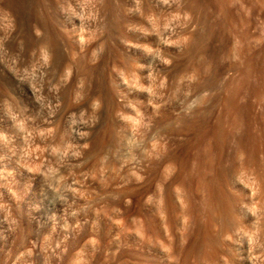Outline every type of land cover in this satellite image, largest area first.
Listing matches in <instances>:
<instances>
[{"label":"rangeland","instance_id":"374dc122","mask_svg":"<svg viewBox=\"0 0 264 264\" xmlns=\"http://www.w3.org/2000/svg\"><path fill=\"white\" fill-rule=\"evenodd\" d=\"M221 1L0 0L8 61L58 88L38 109L0 68V264H264L212 191L218 117L264 116V0Z\"/></svg>","mask_w":264,"mask_h":264},{"label":"bare ground","instance_id":"6f19581e","mask_svg":"<svg viewBox=\"0 0 264 264\" xmlns=\"http://www.w3.org/2000/svg\"><path fill=\"white\" fill-rule=\"evenodd\" d=\"M221 1V0H220ZM225 1V0H224ZM223 3V0L221 1ZM226 2L228 3V0H226ZM212 3V2H211ZM220 3V2H219ZM221 4V3H220ZM227 5V4H226ZM195 6V5H194ZM214 6V5H213ZM216 6V5H215ZM228 6V5H227ZM220 7H223V6H220ZM229 7V6H228ZM226 7V9H228L226 12L229 13V10L230 8ZM224 11V9H223ZM222 12V11H221ZM224 13V12H223ZM229 20V19H228ZM221 23V22H220ZM217 28V27H216ZM238 30V29H237ZM171 30H168L167 28L164 29V32L165 34H168L170 33ZM213 31V30H212ZM211 32V31H210ZM1 34V33H0ZM3 37V36H2ZM7 38V37H5ZM5 40V39H4ZM46 43V42H45ZM50 44V43H49ZM45 44L42 45V48ZM2 46V45H1ZM0 46V54L2 55V53L5 52L6 50V47H5V50L4 48H2ZM50 46V45H49ZM52 48V47H51ZM45 49V48H44ZM42 49V51L44 50ZM47 50V49H46ZM7 51V50H6ZM8 52V51H7ZM41 52V49L40 51ZM6 53V52H5ZM8 53H6V59L9 57V54L7 55ZM44 54V52L42 53L41 52V55ZM46 54L48 53H45V55H42L47 57ZM5 56V54H3ZM2 55V57L4 58V56ZM39 53H37V57H38ZM41 55L39 56V60H40V57ZM34 56V55H33ZM35 56V58L37 59V57ZM1 57V58H2ZM50 56L47 57V59L49 58ZM18 58V57H17ZM16 58V60H17ZM31 60V56L29 57ZM35 58H34V61H35ZM4 59V60H6ZM12 58H10L11 60ZM14 59V58H13ZM12 59V60H13ZM37 59V60H38ZM46 59V58H45ZM45 59L43 58L42 61H39V63H42L41 68L44 70L43 73H42V77H39L41 79H38L40 80V82H43V83H39L40 85L38 86L37 88V84L35 81L32 80V78L34 77H37L34 76V77H30L31 74L29 75L25 70H19L18 69V66H16V60L15 62L14 61H8V59L6 60L7 62L5 63H2L0 64V68L1 70L4 71L5 75L12 78L13 80L17 81L18 85L23 88L24 92H25V96L32 100L34 103H31V104H34L35 103L37 104V108H38V104H43V102L46 103V99H50L51 101V98H56L57 97V94H58V88H55V87H52L50 86V84H47V83H44V76L47 74H45V72H48L49 70L47 69V64ZM50 59V58H49ZM19 60V59H18ZM17 60V61H18ZM29 59H25L24 61H26ZM23 61V62H24ZM33 60L32 61H29L28 63L32 62L35 63ZM2 62L3 59H2ZM27 62V61H26ZM22 63V62H21ZM21 63H17L21 65ZM26 66H29L31 64H29ZM38 63V64H39ZM50 63V62H49ZM51 64V63H50ZM49 64V65H50ZM34 65V64H33ZM36 65V63H35ZM34 65V67H31L32 68H36ZM25 66V65H24ZM39 66V65H38ZM37 68H40L38 67ZM62 67V66H61ZM27 68V67H26ZM29 69H32L30 68V66L28 67ZM36 68V70H37ZM40 68V70H41ZM34 69L32 71H34ZM58 69V68H57ZM27 70V69H26ZM40 70H37L39 73V75L41 74V71ZM48 70V71H46ZM59 70V73H60V69ZM28 71V70H27ZM31 71V70H30ZM31 71V72H32ZM62 72V71H61ZM35 74V72L33 73ZM63 73H61V76H62ZM29 75V76H28ZM57 75V74H56ZM33 76V75H32ZM41 76V75H40ZM50 76V75H49ZM60 76V75H58ZM57 77V76H56ZM64 77V76H63ZM52 77L49 80H51ZM62 80L63 81H66L64 80V78L60 79L61 83L62 84ZM52 81V80H51ZM36 83L34 85L31 84V83ZM57 82V81H56ZM65 82H63V85L62 86H65L67 87L68 85L67 84H64ZM67 83V81H66ZM55 84H58L55 83ZM58 84V85H60ZM61 86V87H62ZM60 87V86H58ZM64 87V88H65ZM257 87V86H256ZM63 88V87H62ZM63 88V90H64ZM258 88V87H257ZM60 90V89H59ZM62 90V89H61ZM66 88H65V92L66 93ZM258 90V89H257ZM261 90H263L261 88ZM254 91V89H253ZM256 91V90H255ZM253 92L255 93V95L259 92ZM259 91V90H258ZM63 93V92H62ZM261 93V92H260ZM260 93L259 95L257 94V96L260 97ZM70 95V94H69ZM230 95V94H229ZM237 95V94H236ZM67 95H65L66 97ZM230 97V96H229ZM228 97V98H229ZM262 97V96H261ZM46 98V99H45ZM263 98V97H262ZM262 98H260L259 100H261ZM29 100V101H30ZM227 100V99H226ZM225 100V101H226ZM264 100V98L262 99ZM262 100L260 102H262ZM59 101V99H58ZM230 102H231V99H228L226 101V108H229L230 106ZM248 103L245 104L247 105L246 108H248L250 111L255 107V103L253 102H250V101H247ZM225 104V103H224ZM46 105V104H45ZM45 105H43V107H45ZM28 106V105H27ZM41 106V105H40ZM225 106V105H224ZM240 106V105H239ZM238 106V107H239ZM36 107V105H35ZM34 107V108H35ZM29 108H32V107H27L25 108L26 110L29 109ZM32 108V109H34ZM42 108V107H41ZM24 109V110H25ZM39 109V108H38ZM45 109V108H44ZM43 109V110H44ZM224 109V112L226 113L227 110ZM242 109V108H241ZM36 110V109H34ZM249 111V113H250ZM26 112V111H25ZM33 112V111H32ZM27 113V112H26ZM24 113V114H26ZM31 113V112H30ZM30 113L28 115H30ZM228 114V113H227ZM253 114V113H252ZM30 116H33L32 114ZM228 116V115H227ZM47 116H45L46 118ZM251 118H249V120L246 121V126H245V130L243 132H241V130L239 131V121L238 120H232L229 124V127L231 128H226L224 125L225 121H224V117L222 116H219L218 119H217V122L215 124V126L213 127L214 129V134L216 135L215 139L217 141V146L220 150V157L219 158V161L221 163V167L219 168V170L214 173L215 175H212L214 176V180H213V186H212V191L216 194H218L219 196H221L222 198V204L225 205V208H224V212L227 216V219L224 221V223L222 224L223 227L222 229L224 230H220L221 232L224 233V236H225V241H227V245H228V248L227 249V252L229 253H233V254H236L235 252L238 250V255H241L242 254V258L241 259H244L245 257V253L244 251L246 250V241L244 238L246 235V231H242V226L246 227L245 225H251L255 230H256V237L257 239H259V237L261 236L262 239L264 240V209L263 211H260V210H252L254 209V206L252 208V204L254 203V201L259 200L261 201V205L264 206V116L262 117L261 121H260V125L259 127L256 128V126H254V124L252 122L253 119H256L257 117L254 115L253 117L250 116ZM48 118V117H47ZM244 118V117H243ZM258 119V118H257ZM50 120V119H49ZM43 121V120H42ZM48 121V120H46ZM230 121V120H229ZM257 121V120H256ZM228 122V120H227ZM44 123V122H43ZM49 123V122H48ZM241 123V122H240ZM258 123V122H257ZM47 123H45L46 125ZM81 125V124H80ZM44 126V125H43ZM47 126V125H46ZM79 128H83L82 126H78ZM45 128V126H44ZM239 128V129H238ZM44 135V134H43ZM46 135V134H45ZM2 137V136H1ZM4 138V137H3ZM231 138H236V141H237V145H236V142L234 143L236 145V152L235 154L231 155V156H228L227 157V161L230 160V164L229 165H226L224 164V159H226L225 157L227 156L225 154V149L228 148L226 147L227 144H228V141L230 140L231 141ZM214 139V140H215ZM2 140V139H1ZM233 140V139H232ZM4 142V141H3ZM230 144V143H229ZM228 144V145H229ZM233 145V144H232ZM231 145V149H232V146ZM230 149V150H231ZM228 150V149H227ZM235 150V149H234ZM233 150V151H234ZM218 151V150H217ZM229 151V150H228ZM232 152V151H231ZM218 153V152H217ZM230 155V154H228ZM217 158V157H216ZM219 161L217 164H219ZM189 162V161H188ZM216 162V161H214ZM159 163V162H158ZM187 163V161L185 162V164ZM160 165V164H159ZM220 165V164H219ZM218 166V165H217ZM216 168V166H214ZM186 168V169H185ZM202 168V167H201ZM184 169L186 171V174L187 176H195L196 173H197V178L199 177V175H204L202 172H196L197 170L194 169L193 167H191L188 163L186 164V166H184ZM215 170V169H214ZM213 171V170H212ZM211 171V172H212ZM216 171V170H215ZM210 172V173H211ZM214 172V171H213ZM206 174V173H205ZM207 176V175H206ZM211 176V175H210ZM209 176V177H210ZM212 178V177H211ZM199 179V178H198ZM206 179V177H205ZM202 181H204V179H201ZM201 180H199L200 182H202ZM210 185H212L210 182H208ZM210 185L208 187H210ZM211 190V189H210ZM219 196L217 197L219 199ZM221 200H219V203H220ZM264 208V207H263ZM223 209V208H222ZM215 215V214H214ZM224 215V214H222ZM214 219V218H213ZM220 223V222H219ZM216 226V225H215ZM213 227V226H212ZM211 228V227H210ZM252 228V229H253ZM221 229V227H220ZM217 230V229H216ZM246 230V229H245ZM209 231V230H208ZM210 232V231H209ZM208 232V233H209ZM220 232V234H221ZM245 233V234H242ZM212 233V232H211ZM216 234V233H215ZM209 237V236H208ZM220 238V236H219ZM221 239V238H220ZM262 239H259V240H262ZM222 240V239H221ZM217 241V240H216ZM224 241V242H225ZM213 242V241H212ZM261 242V241H260ZM264 242V241H263ZM225 244V243H224ZM221 245V244H220ZM226 245V247H227ZM224 248V247H223ZM225 249V250H226ZM229 249V251H228ZM217 251V250H216ZM226 252V251H225ZM224 252V253H225ZM226 252V253H227ZM225 253V254H226ZM241 253V254H240ZM223 254V252H222ZM232 254V255H233ZM227 255V254H226ZM229 255V254H228ZM231 255V254H230ZM229 255V257H230ZM231 255V256H232ZM244 255V256H243ZM223 256V255H222ZM225 256V255H224ZM235 256V255H234ZM239 257V256H238ZM241 257V256H240ZM239 257V259H240ZM244 257V258H243ZM227 259V258H226ZM240 259V260H241ZM248 259V258H247ZM246 259V261H247ZM244 261V260H243ZM242 261V262H243ZM249 261V259H248ZM251 261V260H250ZM227 262V261H226ZM245 263V262H244ZM253 264V263H252Z\"/></svg>","mask_w":264,"mask_h":264}]
</instances>
